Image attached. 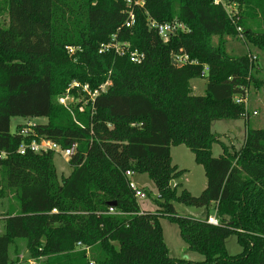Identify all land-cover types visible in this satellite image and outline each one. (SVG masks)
<instances>
[{"label":"trees","instance_id":"1","mask_svg":"<svg viewBox=\"0 0 264 264\" xmlns=\"http://www.w3.org/2000/svg\"><path fill=\"white\" fill-rule=\"evenodd\" d=\"M139 1L134 25L125 28L124 0H0V197H11L0 218V264H22L10 251L18 240L26 246L24 261L39 264H264V128L251 127L249 108L235 102L264 86L258 77L264 0ZM224 4H234L237 16ZM150 20L178 21L188 31L164 42ZM115 35L145 60L100 53ZM228 38L247 45L245 53H229ZM251 48L259 52L255 61ZM183 53L199 65H176L172 55ZM204 77L205 93L195 95L191 83ZM13 118L46 122L23 135L28 123L12 133ZM240 119L246 133L235 151L212 124ZM41 139L63 149L76 144L69 176L59 177L54 152H18ZM215 143L223 150L218 158ZM178 146L204 168L207 186L199 197L171 184L185 173L172 161ZM128 171L154 182L155 213L141 210ZM174 203L206 217L179 216ZM211 208L218 225L208 222ZM163 217L203 261L171 257ZM231 236L243 247L239 255L227 253Z\"/></svg>","mask_w":264,"mask_h":264},{"label":"rangeland","instance_id":"2","mask_svg":"<svg viewBox=\"0 0 264 264\" xmlns=\"http://www.w3.org/2000/svg\"><path fill=\"white\" fill-rule=\"evenodd\" d=\"M246 46L238 39L228 38L227 49L229 53L235 55H243L245 51L242 50V47ZM242 50V51H241ZM248 51V50H247ZM254 56L259 55L258 51L253 48L250 49ZM258 63L261 67L260 76L264 80V62L263 59L259 57ZM207 78L195 79L192 81L191 86L193 93L195 95H203L206 89ZM250 93V103L249 111L252 114L254 111L257 112V115H251V127L264 128V86L256 89H251ZM31 122L33 123H45V119H24V118H13L11 121V132L15 133L19 125H24ZM256 125V126H255ZM212 132L220 137V141L236 150H239L244 143V137L246 133V121L244 119L240 120H223L216 121L212 124ZM213 156L218 158L223 154L222 146L219 143H215L212 147ZM171 157L173 164L178 166L179 170L185 171V173L172 181V186H178V193L182 190H187L194 197H199L207 186V179L205 176L204 168L198 165L195 162L194 154L185 146L173 147L171 150ZM54 164L57 169L59 177L69 176L72 167L65 162L62 157L57 154L54 157ZM140 189L144 191L147 190L148 195L145 194L144 198H137L138 204L142 211L155 213L159 210V207L155 204V200L158 199V191L154 182L150 179L147 174H138L132 178ZM145 193V192H144ZM11 197H0V218L5 212V208L9 206V201ZM175 210L179 216L182 217H192L195 219H205L206 214L204 210L187 207L185 205L174 203ZM211 217L216 218V212L214 208L210 210ZM161 226L163 229V236L165 244L167 245L171 257L180 260H187L192 262H201L203 261V256L192 252L188 249L187 245L183 241L180 235L179 227L169 221L167 218H161ZM2 232L0 224V233ZM18 248L12 247L11 254L14 258H18L22 264H39V261H29L26 262L27 252L26 246L23 240H18ZM226 250L229 255L236 256L243 252V247L238 243L235 236H231L226 241Z\"/></svg>","mask_w":264,"mask_h":264},{"label":"built area","instance_id":"3","mask_svg":"<svg viewBox=\"0 0 264 264\" xmlns=\"http://www.w3.org/2000/svg\"><path fill=\"white\" fill-rule=\"evenodd\" d=\"M124 1L126 2L127 6L129 7V10L127 12L128 17H127V20L125 22L124 27L125 28H132V26L135 23V13H134L133 8H134V6L142 5V3L139 0H124ZM215 3L219 4L220 1H216ZM224 7L226 8V10H227V12L231 18H234L235 16H237L238 11H237V7L234 4L233 5L224 4ZM149 28L151 30H153L154 32H156L164 42H167L170 39V37L173 36L174 34H176L179 30H182L183 32L188 31L186 26L183 25L182 23L178 22V21H173V22H168V23H159V22H156L154 20H150ZM238 32L240 33V36L242 37V35H241L242 29L241 28H238ZM116 37H117L116 35L113 36L111 43L106 44V45H102L101 49H100V53L108 52L109 50H114L119 56L128 55L130 61L134 64H141L145 60V54L138 52V51H131L130 45L128 43H119L117 41ZM68 50H69V53H71V54L75 53V51H76V49L72 48V47H69ZM251 59H252V61H255L257 59V57L252 56ZM172 60L178 66H183V65H187V64L199 65L198 61L191 60L189 58V56L187 54H184V53L178 54V55H172ZM208 71H209L208 66L204 65L203 66V73L206 74ZM109 85H111V83L106 82L104 85H102L99 88V90H96L93 94H90L91 98L93 99L94 97H96L101 91H104L107 88V86H109ZM73 86L79 87V84L74 83ZM83 89H84V91L89 93L88 86H83ZM67 100H68V98H64V99H61L60 102L65 105V104H67ZM235 102L237 104L244 105L245 109L248 110L249 103H250L249 91L245 90L244 94L242 96H239L235 99ZM252 114L254 116H256L257 112L254 111ZM27 125H28V127L24 128L21 131V134L28 135L29 132H31L30 127L33 124L28 123ZM76 148H77L76 144H73L70 148L63 149V148H61L60 145H58L55 142L45 140V139H41L39 141L33 140L30 144L21 146L20 149L18 150V152L21 155H25L28 151H30L32 153L54 152L56 155L59 154L65 162H69L71 157L76 152ZM126 176L130 179L129 187L135 193V197L136 198H144V196H145L144 191L142 189H140L134 181H132L134 174L132 172L128 171L126 173ZM109 212L111 214L116 213L114 211V209H112V208L109 210ZM52 213H57V210L54 209L52 211ZM208 222L210 224H213V225H218V220L215 217H210L208 219ZM91 264H93V263H91Z\"/></svg>","mask_w":264,"mask_h":264},{"label":"crops","instance_id":"4","mask_svg":"<svg viewBox=\"0 0 264 264\" xmlns=\"http://www.w3.org/2000/svg\"><path fill=\"white\" fill-rule=\"evenodd\" d=\"M172 150V149H171ZM135 176V175H134Z\"/></svg>","mask_w":264,"mask_h":264}]
</instances>
